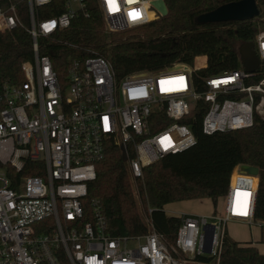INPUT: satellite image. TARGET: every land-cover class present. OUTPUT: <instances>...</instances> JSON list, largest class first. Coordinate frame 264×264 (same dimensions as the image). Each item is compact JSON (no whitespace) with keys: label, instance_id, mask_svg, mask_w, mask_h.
<instances>
[{"label":"built area","instance_id":"built-area-1","mask_svg":"<svg viewBox=\"0 0 264 264\" xmlns=\"http://www.w3.org/2000/svg\"><path fill=\"white\" fill-rule=\"evenodd\" d=\"M154 1L93 3L105 31L114 33L162 16ZM53 2L0 0V33L24 28L33 50L22 63L25 81L0 88V264H220L228 223L264 225L255 219L259 174L244 165L231 174L222 212L177 216L172 243L150 214L145 234L112 235L99 202L87 212L85 200L109 143L125 155L140 197L146 167L196 144L191 127L180 121L199 101L208 105L201 120L206 134L264 123V74L253 80L264 69V29L256 35L260 66L253 73L241 63L198 81L195 71L202 67L174 63L119 79L109 61L89 56L69 58L61 76L52 58L40 53V39L91 11L88 0H65L63 12L44 16ZM28 170L40 174L20 175ZM203 256L211 261L198 260Z\"/></svg>","mask_w":264,"mask_h":264},{"label":"trees","instance_id":"trees-1","mask_svg":"<svg viewBox=\"0 0 264 264\" xmlns=\"http://www.w3.org/2000/svg\"><path fill=\"white\" fill-rule=\"evenodd\" d=\"M64 1L54 0L43 9L44 16L63 12ZM88 1L89 17L79 14L68 28L40 39V53L52 58L61 76L66 73L71 57L101 56L111 63L121 79L134 72L155 71L174 63L194 67L195 59L205 56L206 67L195 71L200 81L202 77L240 68V45L256 43L259 28L264 29V0H257L260 14L252 19L212 23H200L198 17L239 0H164L168 8L166 16L114 33L105 31L101 13L93 0ZM32 58V39L24 28L0 33V88L5 83H23L22 63ZM263 74L264 69L260 68L253 80ZM207 109V103L199 101L190 115L180 121L191 127L196 144L146 167L139 185L140 198L152 209L150 218L154 227L169 243L175 240L180 218L167 215L164 207L193 199H211L216 204L226 195L231 174L238 165L259 169L255 219L264 223V123L206 134L201 120ZM22 174L40 173L28 170ZM135 198L127 162L120 148L109 143L104 157L97 163V178L89 186L86 211L91 212L92 205L98 201L112 235H142L147 227ZM198 260L207 262L211 258L203 256ZM220 264H264V253L252 241L240 242L227 236Z\"/></svg>","mask_w":264,"mask_h":264},{"label":"water","instance_id":"water-1","mask_svg":"<svg viewBox=\"0 0 264 264\" xmlns=\"http://www.w3.org/2000/svg\"><path fill=\"white\" fill-rule=\"evenodd\" d=\"M154 7L162 16L168 14V8L164 0L153 2ZM260 14L257 0H239L225 3L216 9L203 13L198 17L200 23L227 22L252 19ZM240 61L247 72H255L260 66V58L255 50L254 42L242 43L239 47ZM125 159V155H123ZM243 170L251 174H259L256 166L244 165ZM212 230L206 236V252L211 250Z\"/></svg>","mask_w":264,"mask_h":264},{"label":"rangeland","instance_id":"rangeland-1","mask_svg":"<svg viewBox=\"0 0 264 264\" xmlns=\"http://www.w3.org/2000/svg\"><path fill=\"white\" fill-rule=\"evenodd\" d=\"M206 63V59L199 57L195 59L194 67H204ZM206 67V66H205ZM133 187V183H132ZM133 191L136 196V204L139 211V215L143 221H145L146 217L150 214V207L144 202L143 199L138 197L137 191L135 187ZM223 197L219 198L217 203L215 204L211 199H200L189 201L186 203H173L171 205H167L164 207V211L171 216H180L182 214H196V213H213L217 212L220 214L223 210ZM264 226L260 227L258 224L252 227L236 223L230 222L227 225V234L228 237L240 241L247 242L252 241L260 250L261 253H264V240L262 241L261 230ZM264 230V229H263ZM135 245V243H131Z\"/></svg>","mask_w":264,"mask_h":264},{"label":"crops","instance_id":"crops-1","mask_svg":"<svg viewBox=\"0 0 264 264\" xmlns=\"http://www.w3.org/2000/svg\"><path fill=\"white\" fill-rule=\"evenodd\" d=\"M199 57H202V58H205L206 59V57L205 56H199ZM199 57H197V58H199ZM194 200H200V199H193V200H185V201H179V202H175V203H186V202H189V201H194ZM202 200V199H201ZM210 200V199H209ZM171 204H173V203H170V204H167V205H171ZM166 205V206H167ZM167 215H168V213H166ZM196 214H210V213H196ZM259 249V248H258Z\"/></svg>","mask_w":264,"mask_h":264}]
</instances>
